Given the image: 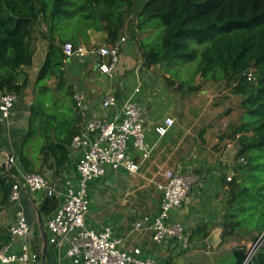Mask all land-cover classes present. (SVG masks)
I'll list each match as a JSON object with an SVG mask.
<instances>
[{"label":"trees","instance_id":"16d2710c","mask_svg":"<svg viewBox=\"0 0 264 264\" xmlns=\"http://www.w3.org/2000/svg\"><path fill=\"white\" fill-rule=\"evenodd\" d=\"M130 16L134 24L129 34L139 43L145 66L162 64L171 71L176 61L191 64L192 76L184 80L190 87L197 76L214 83L239 79L234 91L242 114L233 136L235 160L244 162L224 180L226 208L217 223L220 243L233 236L239 242L215 264H243L248 243L264 231V0H0V94L19 98L29 84L26 69L33 65L34 27L35 38L46 42L16 163L26 172L44 175L50 169L61 176L70 162L71 140L81 128L72 89L63 85L68 58L62 46L90 43L91 30L102 32L105 42H114L123 36ZM51 80L61 98L52 94ZM12 173L15 167L8 172L0 164V214L13 204ZM59 202L58 196H44L36 207L42 222ZM211 228L196 225L190 240L206 241ZM7 229L0 226V247L10 241ZM41 264H50L47 255ZM246 264H264V249L258 247Z\"/></svg>","mask_w":264,"mask_h":264},{"label":"built area","instance_id":"2783aa9c","mask_svg":"<svg viewBox=\"0 0 264 264\" xmlns=\"http://www.w3.org/2000/svg\"><path fill=\"white\" fill-rule=\"evenodd\" d=\"M126 37L121 36L114 42H105L95 48L84 44L72 45L65 42L63 53L68 59L97 57L96 68L102 75L113 78L119 62L122 46ZM250 74L249 77L250 78ZM140 91L137 85L129 98L119 101L112 91H107L101 99L102 114H93L87 99L80 88L73 89V98L78 113L81 115V128L70 143V151L77 154L75 170L77 179L67 183L61 201L56 210L43 222L47 247L70 259L72 264H155L154 259L141 256L137 245L125 248L124 237L116 236L109 226L92 228L86 224L89 211V183L101 179L108 171H124L137 174L141 163L151 156L153 145L146 140L147 129L140 104L132 98ZM18 96L15 93L0 94V124L8 118ZM175 119L166 115L157 120L153 131L157 138L164 137L174 126ZM130 146L139 153V161L129 151ZM0 164L12 173L14 179L10 200L16 203L22 191L42 193L44 196H56L53 183L43 174L20 170L16 158L7 154ZM163 181L157 182L160 192L159 209L155 215H142L134 220V229L152 230V240L156 245H163L168 240L173 243L176 252L190 248L191 227L179 221L170 220L173 211L181 208L187 201L196 182L190 173L167 168L162 173ZM231 176L227 175L226 180ZM10 241L0 247V264H32L37 256L27 240L30 224L21 209L16 211V220L8 226ZM264 234V231L258 238ZM19 240V251H13L11 245ZM40 249L42 243L40 244Z\"/></svg>","mask_w":264,"mask_h":264},{"label":"crops","instance_id":"0c3cea01","mask_svg":"<svg viewBox=\"0 0 264 264\" xmlns=\"http://www.w3.org/2000/svg\"><path fill=\"white\" fill-rule=\"evenodd\" d=\"M89 35L90 42L95 38H103L104 40L105 37L102 32L93 30L89 32ZM103 43H105V41H103ZM38 44L42 47V57L40 60L38 59V64L35 65V58L33 56L32 72L35 76L46 52L45 42L43 40H38ZM130 44L131 41L127 38L126 43L122 46L119 62L113 78H109L98 72L96 68L97 57L88 56L85 58L86 60L94 58V67L97 76L100 77V80L96 78V81L93 80L95 87H91L90 89L81 88V91L87 99L89 109L93 114L100 115L103 113L100 102L107 91L115 93L119 101L123 102V100L130 97L133 88L139 85L140 91L134 94L132 98H134L142 108V116L144 117V124L147 129L146 140L153 145V150L151 156L141 163L137 175L142 176L140 177L141 180H152L153 185L155 184L156 187L157 182L163 181L162 173L167 168H172L184 173H195L196 182L192 186L188 201L181 208H177L173 211L170 220L179 221L191 228L201 223H207L212 227L210 232H214L215 228L219 226L217 223L220 220V215L226 208L225 198L227 189L224 180L230 173L229 161L223 154L221 155L214 151L212 145L216 143L217 138L211 139L209 141L210 143H206V141L204 144H197L201 142V140L202 142L204 139L208 140L206 133L210 132L212 129L211 122H207L200 128L195 129L196 131H191L193 127L199 124L198 117L190 119L188 127L184 125L178 126V121H176L174 126L164 137L157 138L153 131L154 123L166 115L177 117V114L174 113L173 109H169L168 105L161 104L164 99L162 91L160 96L153 94L150 84H156V82L151 76V79L147 77V79L150 80L149 83L145 80L148 75L141 73L144 77H139L136 68L134 69L133 67L132 70L127 72V68L132 66ZM157 65L163 66L162 64ZM151 67L153 68L154 66L152 65ZM149 74H151V72ZM30 77L31 76H29V78ZM26 88L17 99L6 121L0 126V161H4L7 154H12L14 157L16 156L17 146L27 128V119L29 115L28 107L30 103L26 101ZM193 132L196 133L198 142L192 146L187 141ZM185 144L189 146L185 147ZM201 145H203V147H201ZM129 151L134 158L139 161V153L136 152L130 144ZM69 159L70 162L61 176L53 175L50 169L45 168L44 175L53 183L57 191L56 196L59 197L60 201L67 183L69 181L74 183L77 179L75 170L77 154L70 151ZM239 160L243 161L242 159ZM20 170L23 169L20 167ZM132 178V176H129V174L124 171H108L101 179L95 180V182L91 181L90 183L92 184L90 185L89 183L90 206L86 215V224L89 227L97 229L109 226L116 236L126 238L125 248H131L137 245L141 248L142 257L154 259L155 264H169V257L175 255L176 252L173 249L172 241L168 240L163 245H156L152 240L151 229L146 228L138 231L133 227L134 220L137 217L157 214L160 192L157 187L156 189L154 188L155 191L153 192L157 193V198L154 200L151 207L146 208L143 204L146 203V191H148V188L144 187L145 182L134 183L130 181ZM104 181L118 184V186L121 183H126L132 196L127 197V195H124L125 191L121 193V191L118 190H115V192H117L118 195H122L119 199H117V195L112 192L101 193L102 195H100L98 186ZM149 190L152 192V189ZM141 195H144V199L140 197ZM131 197H139L134 205L127 203V199ZM43 198L44 195L42 193H31L24 190L21 192L19 201L4 208L0 214V226L7 227L16 220L17 209L19 208L23 211V214L30 224V234L27 240L34 250L38 249L37 245L39 243V237L36 235L39 223L36 207L41 203ZM126 203L128 206H125ZM129 206L133 207L134 210L132 208L126 213L125 208ZM18 241L19 240H16L12 243L11 249L13 251H19L20 244ZM46 255L50 264H72L70 259L65 257L62 253L58 255L56 251L55 255V251L51 247H47ZM43 260H40L39 264H41Z\"/></svg>","mask_w":264,"mask_h":264},{"label":"rangeland","instance_id":"374dc122","mask_svg":"<svg viewBox=\"0 0 264 264\" xmlns=\"http://www.w3.org/2000/svg\"><path fill=\"white\" fill-rule=\"evenodd\" d=\"M154 23H160L159 20H154ZM134 21L133 17L130 16L126 22V29L124 31V36L126 39L128 38L131 41L130 49L131 55L130 58L132 60V66L127 68V72L136 68L138 71V75L143 76L141 73H145L146 82L150 83V76L154 79L156 84L151 83V90H153V94L160 96L161 91L163 92L164 99L161 104L168 105L169 109H173L174 113L177 114V117H174L175 122L178 121L179 125H184L186 127L190 124V119H195L198 117V125L193 127L191 131H196L195 129L200 128L205 125L207 122H211L212 129L210 132L206 133L208 136V140L204 139L202 142H198L196 139V133H192L190 138L188 139V143L193 146V144H204L210 143L209 141L213 138H217L216 143L212 145L214 151L218 154H223L230 166L231 177L234 176L235 171L233 167L236 166L239 162L242 163L244 161L235 160V153L237 150L236 137L233 136V128L235 124L240 122V117L242 114V110L239 107V96L235 93L234 89L239 84V79L237 77L230 78L229 80L222 81L220 83H214L210 81H202L198 76L194 77L193 86L190 87L189 83H185L184 80L190 78L192 75L193 66L191 64H181L179 61H176L171 64V71L166 70V67L160 65H153L147 67L143 64V58L141 55V49L139 47V43L131 38L129 31L133 26ZM162 26L160 25L156 31V34L161 30ZM37 35V27H34V34L32 37L31 44L34 49V62L35 65L38 64V59L40 60L42 57V47L38 44V39H36ZM41 41V40H40ZM103 38H95L90 43L86 44L88 48H95L103 43ZM45 42V41H44ZM46 44V42H45ZM134 65V66H133ZM151 67V68H150ZM150 68V69H149ZM29 76V84L26 88L27 102H31L33 99V83L35 80V75H33L32 67L26 69ZM151 72V74H149ZM144 77V76H143ZM100 80L99 76H97L96 69L94 67V58L86 60V59H68L64 64V74H63V85L64 87L70 88V90L75 87L78 88H87L95 87L93 80ZM151 79V78H150ZM50 87L52 89V94L55 98H61L60 90L55 89V81L51 80L49 82ZM154 85V86H153ZM67 99V98H64ZM168 109V110H169ZM195 135V136H194ZM202 139V138H200ZM189 145L185 144V147ZM200 146V145H198ZM203 147V145H201ZM239 163V164H240ZM192 175L196 177L195 173ZM48 176V175H47ZM133 178L130 181L134 183L145 182V188H148L146 191V203L143 205L146 208H149L154 203V200L157 198V193L153 185V181L141 180L140 175L134 174ZM49 177V176H48ZM92 182H95L93 180ZM92 183H90L91 185ZM149 189H152L150 192ZM117 191L124 192V195L127 197L132 196L130 191L128 190V186L126 183L113 184L111 182L104 181L98 186L99 194L112 192L117 195V199L122 197V195H118ZM144 199V195L140 196ZM139 199V197H131L127 199V203H134ZM127 203L125 206H128ZM133 207L129 206L125 208L126 213H128ZM134 210V208H133ZM259 237V236H258ZM239 241L237 237H229L228 241L225 243H218V245L213 248L203 241L201 243H196L190 240V248L187 250H181L179 252H175V255L169 257V264H215L217 257H223L227 255L228 251ZM247 242V241H246ZM253 243H248V248L252 246ZM40 245V243H38ZM258 247H262L264 249V234L261 236L259 240Z\"/></svg>","mask_w":264,"mask_h":264},{"label":"water","instance_id":"95a60500","mask_svg":"<svg viewBox=\"0 0 264 264\" xmlns=\"http://www.w3.org/2000/svg\"><path fill=\"white\" fill-rule=\"evenodd\" d=\"M1 125L2 124H0V126ZM38 220H39L38 221L39 223H38V229L36 230V235L39 237V239H38L39 243L40 244L42 243V248L40 249V247H39L40 245H37L38 246L37 247L38 249H36L37 256L32 261V264H39V261L43 260L45 258L46 250H47V242H46V236L44 234L43 224H42V221L40 220L39 217H38ZM219 221L222 222L223 219L220 218ZM221 231L222 230H221L220 226L216 227L215 231L210 232V234L207 236L206 243L208 245H210L211 247L215 248L218 245V243L221 241ZM259 240H260V238H257L256 241L252 244V246L248 250L247 258L243 262V264H246L247 261L249 260V258L252 256V254L256 251V249L258 248V245H259Z\"/></svg>","mask_w":264,"mask_h":264}]
</instances>
